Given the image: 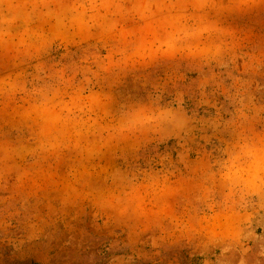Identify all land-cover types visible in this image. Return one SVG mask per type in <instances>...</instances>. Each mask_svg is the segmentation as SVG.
I'll return each mask as SVG.
<instances>
[{
    "label": "rangeland",
    "instance_id": "374dc122",
    "mask_svg": "<svg viewBox=\"0 0 264 264\" xmlns=\"http://www.w3.org/2000/svg\"><path fill=\"white\" fill-rule=\"evenodd\" d=\"M0 264H264V0H0Z\"/></svg>",
    "mask_w": 264,
    "mask_h": 264
}]
</instances>
